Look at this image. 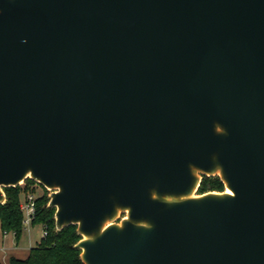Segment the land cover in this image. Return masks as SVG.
Wrapping results in <instances>:
<instances>
[{
  "label": "water",
  "instance_id": "water-1",
  "mask_svg": "<svg viewBox=\"0 0 264 264\" xmlns=\"http://www.w3.org/2000/svg\"><path fill=\"white\" fill-rule=\"evenodd\" d=\"M26 180L81 264H264V0H0V204Z\"/></svg>",
  "mask_w": 264,
  "mask_h": 264
},
{
  "label": "trees",
  "instance_id": "trees-1",
  "mask_svg": "<svg viewBox=\"0 0 264 264\" xmlns=\"http://www.w3.org/2000/svg\"><path fill=\"white\" fill-rule=\"evenodd\" d=\"M35 185L34 182L26 180L21 186L4 189L6 201L0 204V227L3 232L12 234L17 242L24 230L20 204L26 194L35 195V189H32ZM223 190L224 187L217 177H204L198 194ZM43 191V194L37 196L34 202L35 213L31 226L45 224L46 236L41 238L36 247L28 251L26 258L20 260L12 257L8 264H81L80 252L73 247L80 240V237L76 235V228L70 226L60 232L55 230L54 210L48 208V192L45 189Z\"/></svg>",
  "mask_w": 264,
  "mask_h": 264
},
{
  "label": "rangeland",
  "instance_id": "rangeland-1",
  "mask_svg": "<svg viewBox=\"0 0 264 264\" xmlns=\"http://www.w3.org/2000/svg\"><path fill=\"white\" fill-rule=\"evenodd\" d=\"M32 189H35L36 198L44 192L41 186L38 184L32 186ZM41 233L42 228L40 225L32 228L25 226L18 242L9 233L8 237L3 241L4 245L7 247V251H0V264H8L9 259L12 257L20 260L26 258L28 256L30 247L34 248L39 244L42 238Z\"/></svg>",
  "mask_w": 264,
  "mask_h": 264
},
{
  "label": "built area",
  "instance_id": "built-area-1",
  "mask_svg": "<svg viewBox=\"0 0 264 264\" xmlns=\"http://www.w3.org/2000/svg\"><path fill=\"white\" fill-rule=\"evenodd\" d=\"M36 200V197L34 194H26L24 198L21 201V211L23 212V224L24 227H31V221L33 220L34 213H35V205L34 202ZM42 228L41 237H45L47 233V226L45 224L40 225ZM4 235H7L8 233L3 232Z\"/></svg>",
  "mask_w": 264,
  "mask_h": 264
},
{
  "label": "crops",
  "instance_id": "crops-1",
  "mask_svg": "<svg viewBox=\"0 0 264 264\" xmlns=\"http://www.w3.org/2000/svg\"><path fill=\"white\" fill-rule=\"evenodd\" d=\"M31 228H32V226H31ZM8 235H9V233L7 234V235H4L3 234V231L1 230V227H0V251H7V247L4 245V240L8 237ZM12 235V234H11ZM13 236V235H12ZM17 246V245H16ZM30 249H31V247H30ZM29 249V250H30Z\"/></svg>",
  "mask_w": 264,
  "mask_h": 264
}]
</instances>
